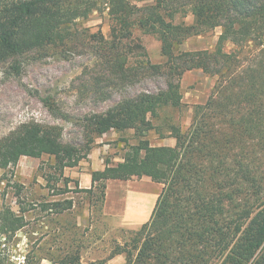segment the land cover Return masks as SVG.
I'll return each instance as SVG.
<instances>
[{"label": "trees", "instance_id": "1", "mask_svg": "<svg viewBox=\"0 0 264 264\" xmlns=\"http://www.w3.org/2000/svg\"><path fill=\"white\" fill-rule=\"evenodd\" d=\"M102 4L111 20L109 40L101 31L77 26ZM188 15L192 24L183 20ZM135 28L158 38L165 63L150 61L133 39ZM217 28L214 50H179L189 38ZM86 42L95 44L101 62L102 73L93 78L98 87L115 81L134 85L152 75L168 81L167 90L126 97L95 116L99 135L133 129L142 136L155 129L166 136L152 120L164 106L182 107V77L200 70L217 79L208 102L195 107L189 130L169 132L174 147L142 139L123 163L107 162L92 174V188L82 190H98L103 205L109 179L148 177L163 184L151 219L112 257L124 254L125 264H264V0H155L143 7L130 0H0V63L50 48L68 58ZM227 44L235 50L225 51ZM99 92L100 99L110 97ZM59 136L55 128L25 126L0 141V169L45 155L55 156L60 174L76 167L81 157ZM72 207L71 200L43 206L58 214ZM0 223L1 232L14 234L26 222L4 210ZM72 263L71 257L58 262Z\"/></svg>", "mask_w": 264, "mask_h": 264}, {"label": "rangeland", "instance_id": "2", "mask_svg": "<svg viewBox=\"0 0 264 264\" xmlns=\"http://www.w3.org/2000/svg\"><path fill=\"white\" fill-rule=\"evenodd\" d=\"M130 1L138 7L155 3V0ZM99 7L100 10L89 18L78 20L77 26L91 33L101 31L109 40L111 20L108 9L103 4ZM183 20L192 24L193 16ZM220 34L221 29L217 28L191 37L179 50H214ZM133 39L144 46L152 63H165L161 42L156 36L135 28ZM232 50H235L232 44L225 46V51ZM97 56L95 44L86 42L68 58L63 57L61 49L50 48L0 63V141L25 126L37 124L44 129L55 128L61 144L72 148L81 157L76 167H67L63 174L56 170L55 156L50 155L39 159L22 157L16 167L0 169V214L11 210L24 216L26 222L14 234L0 231V252L26 251L32 264H58L65 257H71L72 264H125L124 254L114 258L112 254L116 247L123 248L131 243L141 226L124 225L120 219L104 215L100 192L82 191L84 184L83 189L77 184L78 176L92 169L89 156L96 149L102 150L105 164L117 166L124 162L130 148L142 139L154 147L176 145V139L168 137L169 132L172 128H180L183 133L189 130L195 107L208 102L217 83L216 78L200 70L187 72L182 77V107L164 106L159 110V117L152 120V124L159 131L163 130L166 136H160L155 129L142 136L133 129H112L99 135L93 125L95 116L107 112L126 97L167 90L168 81L165 76L152 75L134 85L126 86V83L115 81L103 82L98 87L93 82L95 75L102 73ZM100 89L110 97L100 99ZM135 192L136 198L133 196ZM150 196L143 187L130 186L126 217L136 223L145 221L150 213L137 217L135 208L150 200ZM65 200H71L73 207L61 214L43 208L46 203ZM22 209L26 211L23 213ZM4 238L5 248L2 247Z\"/></svg>", "mask_w": 264, "mask_h": 264}, {"label": "crops", "instance_id": "3", "mask_svg": "<svg viewBox=\"0 0 264 264\" xmlns=\"http://www.w3.org/2000/svg\"><path fill=\"white\" fill-rule=\"evenodd\" d=\"M101 151V149H96L90 154L89 159L92 162V169L89 172L80 174L78 176V185L80 184L82 189L83 184L84 189L92 188V174L94 172L103 171L105 169L106 164L103 162L104 160L101 156ZM130 186H141L143 187V190L146 192V194L151 195L150 200L138 205L135 208V211H137L138 215L137 217H144L146 216V214L150 213L149 217L143 222L136 223L133 219L126 217V197ZM162 189L163 188L161 184L153 182L150 178L146 179L145 177L139 178L138 180L132 179L128 181L119 179H109L106 182L105 200L102 205V212L104 213V215L120 219V221L124 225L129 224L132 226H143L151 219L159 196L161 195ZM136 195V192L133 193L134 198H136Z\"/></svg>", "mask_w": 264, "mask_h": 264}, {"label": "built area", "instance_id": "4", "mask_svg": "<svg viewBox=\"0 0 264 264\" xmlns=\"http://www.w3.org/2000/svg\"><path fill=\"white\" fill-rule=\"evenodd\" d=\"M2 243V247L5 248L6 246V238H4ZM0 260H4L9 264H28L29 262V255L28 252L24 251H14L12 253H3L0 252Z\"/></svg>", "mask_w": 264, "mask_h": 264}]
</instances>
